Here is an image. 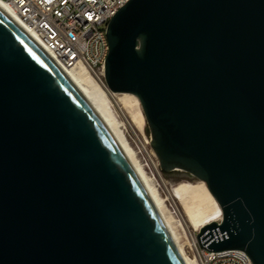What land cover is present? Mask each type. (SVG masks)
I'll return each mask as SVG.
<instances>
[{
	"label": "water",
	"instance_id": "1",
	"mask_svg": "<svg viewBox=\"0 0 264 264\" xmlns=\"http://www.w3.org/2000/svg\"><path fill=\"white\" fill-rule=\"evenodd\" d=\"M105 81L141 103L166 172L206 182L198 238L264 264V0H128ZM0 264H185L111 130L0 4Z\"/></svg>",
	"mask_w": 264,
	"mask_h": 264
},
{
	"label": "built area",
	"instance_id": "2",
	"mask_svg": "<svg viewBox=\"0 0 264 264\" xmlns=\"http://www.w3.org/2000/svg\"><path fill=\"white\" fill-rule=\"evenodd\" d=\"M0 1L11 8L58 62L65 66L80 63L98 83L106 85L108 22L128 0ZM146 141L150 144L151 139ZM154 158L157 159L155 153ZM145 166L151 168L147 159ZM203 257V264H253L243 249L206 250Z\"/></svg>",
	"mask_w": 264,
	"mask_h": 264
},
{
	"label": "bare ground",
	"instance_id": "3",
	"mask_svg": "<svg viewBox=\"0 0 264 264\" xmlns=\"http://www.w3.org/2000/svg\"><path fill=\"white\" fill-rule=\"evenodd\" d=\"M0 4L22 26L27 29V27L18 19V17L14 14V12L7 4L1 1ZM27 30L29 31V29ZM34 37L38 40L36 36ZM61 66L70 74L79 88L87 95V97L93 103V105L111 130L112 134L118 141L120 147L127 156L130 164L136 171L139 179L143 183L155 207L157 208L163 220V223L170 235V238L173 241L183 262L185 264H198L197 260L194 257H190L187 254L186 240L184 239L182 233L179 231V226L182 225L184 230L187 227L186 225H184L185 223L189 224V227H193L195 233L193 231H190L189 229V235L195 242L198 238L196 232L198 233L203 227L213 222L219 223L221 221V206L208 188L206 182L202 179H199L197 182L185 180L174 184L169 189V197L179 204V212L181 213L185 221V223H183L184 221L181 218L178 219L173 214V211L167 203V198H164L161 195L154 177L148 173L145 164L142 163L141 159L138 156V153L128 141L125 131L122 128V123L115 118L109 103V94L118 95V103L122 104L121 108L128 113L133 126L142 130L145 125V115L141 108L139 98L135 94L130 92L110 91L107 85L104 86L98 83L80 63L75 66H65L63 64H61ZM149 156L152 159V165H154L153 167H155V169L159 173V176H161L158 169L159 162L157 163V160L154 158V153L150 152ZM184 233H188L187 229Z\"/></svg>",
	"mask_w": 264,
	"mask_h": 264
},
{
	"label": "rangeland",
	"instance_id": "4",
	"mask_svg": "<svg viewBox=\"0 0 264 264\" xmlns=\"http://www.w3.org/2000/svg\"><path fill=\"white\" fill-rule=\"evenodd\" d=\"M109 97H110V99H109L110 107L114 113L115 118L122 123V128L125 131V134L128 138V141L130 142L132 147L138 153V156L141 159L143 164H145L146 159L148 160V162L151 166V168H148L147 166H145L148 173L154 177L161 195L164 198H167V203L169 204V207L173 211V214L175 215V217L178 219L181 218L184 221L181 213L179 212V210H180L179 204L175 200H173L169 197V189L174 184H176L180 181L189 180L192 182H197L199 180V178H196V177L191 178V177H188L187 175H184V174L182 175L180 172H170V173L166 172L164 169H162L160 163H158L159 160L157 158L156 160L158 163V169H159V172L161 175V176H159V173L155 169V167H153L154 165H152L153 163L151 162L150 156H149V153L151 151H153L152 146H151V144H148L145 142L146 139L150 140V132L147 130L148 129V123L146 121V118H145V125H144L143 129L140 130V129L136 128L131 123L128 113L121 108L122 104L118 103L119 96L109 94ZM141 108H142V106H141ZM140 150H141V152H140ZM183 223H185V221ZM184 225L187 226L186 229H187L188 233L187 234L184 233L186 231V229L184 230L182 225L179 226V231L182 233V235L184 236V239L186 240L187 254L190 257H194L197 260L198 264H203V262H204L203 255L207 249L202 246V244L198 238L194 242L192 240V237H190L189 229H190V231H193L195 233V230H193V227H191V226L189 227V224H187V223H185ZM199 233H200V231L198 233L196 232L197 236Z\"/></svg>",
	"mask_w": 264,
	"mask_h": 264
}]
</instances>
